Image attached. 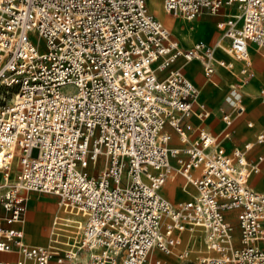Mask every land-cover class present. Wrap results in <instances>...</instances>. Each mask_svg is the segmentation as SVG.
Instances as JSON below:
<instances>
[{"label": "built area", "instance_id": "obj_1", "mask_svg": "<svg viewBox=\"0 0 264 264\" xmlns=\"http://www.w3.org/2000/svg\"><path fill=\"white\" fill-rule=\"evenodd\" d=\"M161 7L185 22L221 16L223 50L243 62L234 90L249 78L250 52L264 58V0ZM220 41L180 45L146 0H0V204L7 222L23 223L28 191L53 194L61 213L51 236L65 227L78 234L76 246L39 245L22 229H0V251L16 253L13 264H77L80 252L87 264H163L155 252L186 260L179 235L187 227L206 239L191 264H264V190L250 186L259 165L246 160L252 144L231 152L217 144L257 118L235 102L218 133L206 129L210 110L193 109L199 87L183 70L196 61L209 78L230 67L214 54ZM259 89L264 96V81ZM176 175L194 192L172 203L161 189Z\"/></svg>", "mask_w": 264, "mask_h": 264}, {"label": "crops", "instance_id": "obj_2", "mask_svg": "<svg viewBox=\"0 0 264 264\" xmlns=\"http://www.w3.org/2000/svg\"><path fill=\"white\" fill-rule=\"evenodd\" d=\"M166 15H168V14H166ZM201 17L214 18V19L218 18V19H216L213 22L214 23L215 30H218L219 31V37L217 38V40L221 39V41L224 40V42H227V40L225 38H221L220 35H221V32L222 31L219 28H217V26H216V22L218 20L222 19L221 16H219V15H216V16L201 15V16H199L198 17L199 20L198 19L197 20L204 22V19L202 20ZM173 18L176 19V21L179 23V26H181L183 29L186 28L187 26H190V27L196 29V32L195 33H196L197 36L196 37H193L194 39L196 38L195 40L202 39V40H204V41H206V42H208V43H210L212 45H215V43L217 42L216 41L214 43H211L210 38L212 37L211 35L213 34V31L210 28L209 29L208 28H205L203 26V24L198 23V25L194 26V25H192L193 24L192 23L193 21L187 23V22H185V21H183L181 19H178V18H175V17H173ZM205 21H207V20L205 19ZM175 38L178 39L180 45H182L181 42H180V39L178 37H175ZM224 42H222V43H224ZM224 53L226 54V52H224ZM250 53H251V59H252V66H251V68L253 69V71H255V73H254V76L252 78H250V80H247L244 84L241 83V87L238 89L239 91L237 89L236 90L232 89L231 87L234 85V83L230 82V84L228 85L227 84V81L228 80L229 81H232L233 80L235 82V75L238 73L237 72L238 69L240 67H242V65H243V62L241 60L237 59L239 61V64H238V66H236L237 64L235 65V67H236L235 70L233 68L231 70H229V69L227 70L225 68L222 69L223 72H224V79L222 78V76L220 75V73L217 71V68H218L219 65L215 67L214 74H212L210 76V77H212L214 75L219 76V78L223 82V85L224 86L228 85L229 86L228 87L229 88V91H232L233 94L235 93L237 95V98L241 102V104L248 111L252 112L254 114V116H256V118H257V121L255 122V124H254L253 127H249L250 129H246V128L242 129L243 130L242 132H243V134L245 136H243V135H237V136L233 135V137L232 136H226L227 137V140L223 141V144H224V146L228 150L230 148H232V150H233L236 147H242L243 148L244 145H245V143L252 144L251 141L254 140V138L256 136V133H259L257 131L258 128L261 127V126H264V120L261 123H259L260 122L259 121L260 119H259V115L256 112V110L250 109V108L247 107V105L250 102L251 103L253 102V99L254 98H252V95L254 94L253 93L254 87L257 85L258 80L260 78H263L262 82L264 81V68L262 67V64L263 63H262V61L259 58L256 57V56H260V55L258 53H255L254 51L253 52L251 51ZM214 54H216V57L219 56V54H217L216 50H215ZM178 63H179V61H176L173 64H178ZM188 63H191L194 66L192 68H188V66H186L184 68V66L186 64H188ZM228 66H231L230 63L228 64ZM195 69H197V70H195ZM183 70L187 74V76L193 81V83L198 86V84L196 83V80L195 79L200 78V75L199 74H201V75L204 76V73H202V67H201L200 63H198L196 61L187 62V63H185L183 65ZM196 73H199V74L198 75H195ZM193 75H195V77H194L195 79H192L191 78V76H193ZM255 76H256V78L253 80V78ZM210 77L209 78H206V80H204L203 83L199 87V90L201 91V93L199 94L200 95V99H201V95H202V100H200V102H201V104L202 103L206 104L207 107H208L207 109L210 110V116L208 118L204 119L202 125L206 129H208V130H210V131H212L214 133H218L219 130L224 127L223 126L224 123H223V121H219L217 123H213V121L216 118L217 119L219 118L220 120H222V118H221L222 113L225 110H227V111L232 110V104H233V99L234 98H233V96H229L225 100V102H223V104L217 105L216 104V99L213 97V94L211 95V92H210L211 90H209L206 86L208 84V86L212 87V89H218V88L220 89V88H222V86L219 85V83H216ZM208 80H210V83H212L211 84L212 86L210 85V83H208ZM261 84L258 83L259 87H260ZM204 91L206 92V94H204L205 93ZM213 93H214V91H213ZM259 93H260V91H259ZM260 98H261L260 107L264 108V96L261 95ZM224 108H225V110H224ZM190 120L194 124H198L199 123V121L195 117H193V116L190 117ZM256 126H258V127H256ZM251 128H254V129H251ZM221 138H225V137H221ZM221 138H219L218 143H217L219 146H222L220 144V141H222ZM242 138H247L248 140H242ZM262 142H264V140ZM260 143L261 142H258L257 144H260ZM257 144L256 145L252 144L251 149H249V150L246 151V160L247 161L249 160V162L252 161V162L256 163L255 161H256V159H258L257 160V163L259 165V170H258L257 173L260 172L259 173L260 174V181H261V179H262V181H264V161H263L264 160V144H262L260 146H258ZM247 157H248V159H247ZM257 173H254L251 176L255 179V177H257ZM176 176H180V175H176ZM249 179H250V177H249ZM169 180L172 181L173 179H169ZM186 185L189 186V190H190L189 193H187L186 191H184V188H185ZM163 187H162V189H163ZM162 189H161V193H162ZM257 190H261L262 191V190H264V188L263 189H257ZM178 192L180 193V197H181L180 200H185L190 195H192V193L194 192V187L191 184H183L182 186H180ZM164 197L166 198V196H164ZM166 199H168V198H166ZM56 203H57V201H56ZM57 205H58V203H57ZM58 207L60 208L59 205H58ZM58 207H57V209H58ZM51 210H52V206L50 204L43 203V202H37V201H34V200H31L29 202V206L27 207L25 219L23 220L24 222H25V220H28L27 221L28 223H27V226H26V224H25L26 222H25L23 226H25V228L27 229V232L31 235V237H30L31 239L30 240H32L34 242H30V241L26 240L25 239V236L23 237L24 240H26L29 243L39 244V245H41V244H47L48 243L47 241H49V240H47L46 238H49L51 236V233H50V231H51V225L49 227H47V223H45L43 225H42V223H43V219L45 218V216L48 215L51 212ZM15 223H18V222H5V223H2V224H0L1 225L0 226V229H5V228L13 227L15 225ZM180 248H181V245H180ZM188 254L189 255H188V258H186V260H182V259L178 258L176 255H174V254L173 255L179 259V260L177 259L178 261H181L182 263H186V264L187 263H190L191 264L192 261H194L198 256H200V255H202L204 253H197V252L189 251ZM155 255L157 257H159V259L162 261L163 264H165V260L162 258L163 253H161V252H155ZM164 255H166V254H164ZM169 255H172V254H169ZM16 256H17V254L14 253V252H6V251L5 252H1L0 251V262H6V261H8L10 264H13V262L16 259Z\"/></svg>", "mask_w": 264, "mask_h": 264}, {"label": "rangeland", "instance_id": "obj_3", "mask_svg": "<svg viewBox=\"0 0 264 264\" xmlns=\"http://www.w3.org/2000/svg\"><path fill=\"white\" fill-rule=\"evenodd\" d=\"M160 3H161V5H162V0H158ZM146 2H147V7H148V9H149V11H151L150 10V8H149V2H148V0H146ZM153 14H155V12L154 11H151ZM165 16L168 18V19H171V22H173V21H176V19H174L173 17H171V16H169V15H166L165 14ZM202 18V20L204 19V22L203 21H198L197 19H195V20H193V24L192 25H194V26H196V25H198V23H200V24H203V26L205 27V28H210L212 31H213V34L211 35L212 37L210 38V40H211V43H214V42H216L217 41V38L219 37V31L218 30H215V27H214V21L216 20V19H218V18H216V19H214V18H207V17H201ZM205 19L207 20V21H205ZM201 20V19H200ZM177 22V21H176ZM187 22V21H186ZM164 23V22H163ZM187 23H189V22H187ZM165 26L168 28V30H169V33H170V37H173V38H175V37H177L173 32H172V30H170L171 29V26L170 25H166L165 24ZM213 29H212V28ZM204 28V29H205ZM195 32H196V29L194 30ZM194 32V35L191 37V39H188V40H183L182 38H180V37H178L179 39H180V42H181V44L182 45H184V46H190L194 41H195V39L193 38V37H196L197 35H196V33ZM203 34V33H202ZM199 35V34H198ZM209 40V39H208ZM207 40V41H208ZM210 42V41H209ZM221 42H224V40H222ZM225 43V45H228V42H224ZM216 52H217V54H219V56L217 57V59H224V61H225V63H227V64H229V63H234L232 66H230V68L229 67H224V66H218V68H217V71L220 73V75L222 76V78L224 79V72H223V68H225V69H229V70H231L232 68L235 70V65L236 66H238V64H239V61L237 60V59H233V58H230V57H228L226 54H224L221 50H219V49H217L216 50ZM257 58H259L261 61H262V67L264 68V59L262 58V57H260V56H256ZM183 60L181 59V60H179V63L178 64H171L169 67H168V69H171V68H175V67H177L179 64H181V62H182ZM236 63V64H235ZM186 66H188V68H192L194 65L193 64H191V63H188V64H186L185 66H184V68L186 67ZM195 70H197V69H195ZM187 71V70H186ZM254 73H255V71H253V69L252 68H250L249 69V78H248V80H250V78H252L253 76H254ZM199 73H196L195 75H198ZM195 75H193V76H191V78L192 79H195L194 77H195ZM200 75V78H197V79H195L196 80V83L198 84V87H200V85L203 83V81L204 80H206V77L205 76H203V75H201V74H199ZM208 78V77H207ZM211 79H213L216 83H219V85H221L222 86V88H218V89H212V87H210V86H208V84H207V88L209 89V90H211L210 92H211V95L213 94V97L216 99V104L217 105H219V104H223V102H225V100L229 97V96H233V98H234V100L236 99V97H237V95L234 93L233 94V92L232 91H229V84H230V82H232V83H234V81L232 80V81H227V84L228 85H226V86H224L223 85V82L221 81V79L219 78V76H216V75H214V76H212V77H210ZM256 78V76L253 78V80ZM262 80H263V78H260L259 80H258V83L259 84H261L262 83ZM258 83H257V85L254 87V91H253V95H252V98H254L253 99V102L251 103H249L248 105H247V107L248 108H250V109H254V110H256V112L258 113V115H259V123H261L263 120H264V108H262V107H260V102H261V98H260V96H261V94L259 93V91H260V89H259V85H258ZM238 90V89H237ZM213 91H214V93H213ZM239 91V90H238ZM205 92V91H204ZM204 94H206V92L204 93ZM200 100H202V95H201V99ZM233 100V101H234ZM230 103V102H229ZM201 106L202 107H204V108H208L207 107V105L206 104H204V103H202L201 104ZM197 105H194L193 106V109H195V110H197V111H200V109H197ZM224 110H225V108H224ZM225 111H227V110H225ZM219 121H222V120H220L219 118L217 119H215L214 121H213V123H217V122H219ZM256 127H258V126H256ZM255 127V128H256ZM244 128H246V129H250L249 127H247L246 125H245V123L243 122V123H240V124H238L237 125V128L229 135V136H232L233 137V135H235V136H237V135H243V136H245L244 134H243V130L242 129H244ZM251 129H254V128H251ZM258 132H263L264 131V126H261V127H259L258 128V130H257ZM221 136L222 135H220L219 137H218V140H219V138H221ZM221 140L222 141H220V143L221 144H223V141H225V140H227V137H225V138H221ZM242 140H248L247 138H242ZM250 140V139H249ZM237 143V142H236ZM262 144H264V142H261L260 144H257L258 146H260V145H262ZM224 145V144H223ZM33 150H32V155L33 156H36V154H37V152H38V149H36V148H32ZM247 159H248V157H247ZM264 161V160H263ZM248 162H249V160H248ZM249 163H251L250 165H253L254 164V162H249ZM10 168H11V170H10V173H9V180L10 181H13L14 180V177H15V175H16V173H17V171H18V166H17V162H16V157H14L13 158V160H12V162H11V164H10ZM260 173V172H259ZM259 173H257V177H255V179L252 177V176H250V185L252 186V188L253 189H255V190H257V189H263L264 188V181H262V179H261V181H260V174ZM254 173H251V175H253ZM1 178H2V175L0 174V181H1ZM184 184V178L182 177V176H175L174 178H173V180L172 181H170L169 179L166 181V184H165V186L163 187V189H162V195L163 196H166V198H168L172 203H177V202H179V201H182V200H180V193L178 192L179 191V188H180V186H182ZM175 185V186H174ZM187 189H189V186H187ZM172 190V191H171ZM171 191V192H170ZM2 192V190L0 189V193ZM185 193V192H184ZM26 195H27V207L29 206V202L31 201V200H34V201H37V202H43V203H47V204H50L51 206H52V210H51V212L48 214V215H46L45 216V218L43 219V223H42V225L43 224H45V223H47V227H49L51 224H52V219L51 218H53V216L54 215H59L60 213H61V209L58 207V205H57V203H56V201H57V198H56V196L55 195H53V194H50V193H45V192H35V191H28L27 193H26ZM57 207H58V209H57ZM9 214V212H6V210L5 209H3V207H2V205L0 204V224H2V223H5V222H7V220H6V217H7V215ZM232 220H233V222L235 223L236 221H235V217L232 215ZM28 220H25V222L23 221V223H15V225L13 226L14 228L16 227V228H19V229H22V231H24V236H25V239L26 240H28V241H30V242H34V241H32V240H30L31 238V235L27 232V229L25 228V226H23L24 225V223L26 224V226H27V222ZM1 226V225H0ZM60 230H62V231H65V232H68V233H71V234H75L76 235V232L73 230V229H71V228H67V227H65V228H62V229H60ZM48 231V230H47ZM188 233H192L193 235L195 234L196 236H197V240H196V242L194 241V246H193V248L195 249L196 247H198V244H199V238H201V237H204V233L201 231V230H196V231H193V232H189L188 230H185V231H183L182 233H180V238H181V248L185 245V243H186V238L188 237L187 235H188ZM78 236V235H77ZM49 238H51V236L49 237ZM47 240H49L48 238H46ZM46 240V241H47ZM47 242H49V241H47ZM195 252V251H194ZM80 254H82L81 252H80ZM162 258L165 260V264H178L179 263V259L177 258V257H175L173 254L172 255H164L163 254V256H162ZM78 260H77V264H87L86 263V258H85V263L83 262L82 263V261H81V259L78 257L77 258ZM178 259V260H177ZM181 264H186V263H181ZM187 264H190V263H187Z\"/></svg>", "mask_w": 264, "mask_h": 264}, {"label": "bare ground", "instance_id": "obj_4", "mask_svg": "<svg viewBox=\"0 0 264 264\" xmlns=\"http://www.w3.org/2000/svg\"><path fill=\"white\" fill-rule=\"evenodd\" d=\"M149 2V8L151 11H154L155 12V15L158 19H160L161 22H164V24L166 25H170L171 26V29L172 32L177 36V37H180L182 38L183 40H188L190 39L193 35H194V28L190 27V26H187L186 28H182L181 26H179V23L176 22V21H173L171 22V19H168L166 16H165V13L161 7V3L158 1V0H148ZM223 48H227L226 45L224 43H222L220 41V43L216 46L215 50L219 49L221 50L223 53L225 52L223 50ZM225 54V53H224ZM229 57L233 58V59H237L236 57L232 56L231 54H227ZM219 61H224L223 59H218ZM225 63V61H224ZM234 64V63H233ZM232 63H230V65L232 66L233 65ZM236 64V63H235ZM208 83H210V80H208ZM212 83H210L211 85ZM212 86V85H211ZM200 91V90H199ZM201 93V91H200ZM234 100V99H233ZM231 102V101H230ZM237 103L239 102L241 104V102L239 101V99L236 97V99L233 101V104L234 103ZM197 104H198V109L201 108V102H200V95L198 96V99H197ZM233 109V108H232ZM263 134V138L262 139H257L258 135H261ZM221 137H226V135H223ZM264 140V131L263 132H259V133H256V136L254 138L253 141H251L252 144L256 145L258 142H262ZM221 144V143H220ZM223 148L227 151V152H230L232 150V148H230L229 150L223 145ZM255 147V146H254ZM257 160L256 159V163H254L253 165H250V167H256V164H257ZM251 164V163H250ZM259 170V169H258ZM258 172V171H257ZM257 172H254L252 171L251 173H257ZM251 173H250V176H251ZM175 186V185H174ZM187 186H185L184 188V191H186L187 193L190 192L189 189H187ZM172 191V190H171ZM170 191V192H171ZM69 228V227H67ZM186 230H188L189 232H193V231H196V230H201L203 232V229L200 228V227H187ZM185 231V230H184ZM204 233V232H203ZM77 232H76V235L75 234H71V233H68V232H65V231H62V230H56L54 231V233L52 234L51 238H56L57 242L59 241H63L65 245H73V246H76V241H77ZM188 237L186 238V243L185 245L182 247V249H187L188 250V253L189 251H192V252H197V253H204L206 251V242H205V235L204 237H201L199 238V244H198V247H196L195 249L193 248L194 246V241L196 242L197 240V236L192 233H188L187 235ZM59 246V244H57ZM60 245H63V244H60ZM76 257L80 258L82 263L84 262L85 263V256L84 254H80L78 253L76 255ZM182 263L181 261H179V264Z\"/></svg>", "mask_w": 264, "mask_h": 264}]
</instances>
